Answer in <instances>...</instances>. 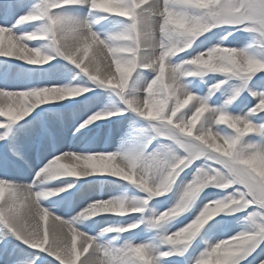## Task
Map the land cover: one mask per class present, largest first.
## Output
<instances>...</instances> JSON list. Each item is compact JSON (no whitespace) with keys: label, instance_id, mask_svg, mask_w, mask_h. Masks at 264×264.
Wrapping results in <instances>:
<instances>
[{"label":"snow or ice","instance_id":"6c2138e0","mask_svg":"<svg viewBox=\"0 0 264 264\" xmlns=\"http://www.w3.org/2000/svg\"><path fill=\"white\" fill-rule=\"evenodd\" d=\"M14 2L24 7L23 0ZM82 9L87 15L79 14ZM109 18L116 22L102 35L94 25ZM35 22L42 24L25 32L0 25V57L34 66L63 58L119 98L115 108L93 113L81 127L131 112L149 122L151 134L115 151L61 152L31 182L0 177V226L56 264H240L249 257L255 264L253 253L264 242V56L252 45L225 41L252 32L264 48V0H33L16 25ZM219 32L224 35L213 42ZM39 39L50 40L52 51L29 46ZM12 72V65L0 64V77ZM209 72L223 78L214 75L204 91L195 81ZM90 90L55 83L0 88V127L22 120L37 105ZM201 158L204 163L193 167ZM185 169L190 178H181ZM93 174L110 175L145 195L90 199L71 218L41 204L74 187L45 189L42 177ZM208 186L225 195L197 205ZM236 212H247V223L229 235L214 218ZM103 214L137 216L97 235L77 226ZM147 229L155 235L138 238Z\"/></svg>","mask_w":264,"mask_h":264},{"label":"rangeland","instance_id":"374dc122","mask_svg":"<svg viewBox=\"0 0 264 264\" xmlns=\"http://www.w3.org/2000/svg\"><path fill=\"white\" fill-rule=\"evenodd\" d=\"M33 3V0H23V5L24 7H19L15 4L14 0H0V16H5L7 23L14 22L16 19V16H18L20 13L25 11L27 7H29ZM81 11V10H79ZM116 21L113 18H109L108 20H100L99 23L100 25H103L108 28V26L112 23H115ZM42 22H35V23H24L23 27L25 28L26 31H31L33 29H37ZM22 25V24H21ZM98 25V24H97ZM20 26V25H19ZM102 30V29H98ZM215 31V30H214ZM223 32H219L216 37L213 38V42L218 40L221 36H223ZM241 40L244 42L245 45H252V51L255 52L257 55L264 56V48H260L259 45L256 43V34L252 32H236L233 34V36L228 37L229 40ZM37 42L36 47L42 48L44 51L51 52L52 51V44L51 41L48 39H39V40H33ZM226 43V42H225ZM184 54L181 53L180 56H183ZM174 60L178 62V58L174 57ZM8 63L13 66V72L12 75L9 77L12 80H15L19 77H22L21 80H30L27 84L26 87H34V86H40L43 81H47L44 79H39L35 80L36 77H46V76H52L55 73H59L60 75H63L65 78L60 77V83L63 82H68L70 84H75L79 86H86L89 87L91 90L89 92L83 93V95L80 97L79 100H77L73 104H69L66 106H63L62 110H65V113L69 115V113L73 111H78V114L85 116L88 112H93V111H104L108 109H113L117 106L119 98L115 95V92H113L111 89L106 88V87H101L98 85H94L89 77H87L86 74L82 73L78 68H76L74 65H71L69 62L65 61L61 57H56L55 60L51 61L48 64L42 65V66H26L23 64H20V60H12L11 58H1L0 57V64ZM216 75L217 78L222 79L223 76L219 74H213V73H206L205 75L201 77L196 78V83L199 84L200 88H202L204 91H207L209 86L214 83L213 76ZM5 77H0L1 79H4ZM48 81H59L57 79L53 80H48ZM233 83H239L237 80H233ZM191 104V102H190ZM190 106V105H189ZM188 107V106H186ZM40 111V110H38ZM36 110L35 113H38ZM183 111V109H182ZM63 113V112H61ZM61 115V114H60ZM111 122H107L103 124V127L109 128L110 126H113V128H118V133L117 136H119L121 133L127 134V140L132 141L137 138H142L146 135L151 134V129L149 122L145 121L142 118H139L136 116V114L128 112L125 113L123 116H112ZM108 119V118H106ZM67 124L65 126H73L75 124V120H72V118H69L67 116ZM24 124H26V121L20 120L18 122H14L11 124L7 125V129L9 131H17L19 132L22 130ZM127 125L126 129L124 132L120 131V129L124 126ZM199 126V122H198ZM49 127V128H48ZM51 127V121L48 120L47 124L42 125L41 130L39 132H35L34 134H30L28 141L32 138L40 140L43 138V136H40L39 134L42 133L43 130H46L47 128L50 129ZM4 129L0 128V137L2 138L4 135ZM122 134V135H124ZM39 135V136H37ZM29 143V142H28ZM23 145V142L21 143ZM19 144L18 147L21 145ZM155 141H153V145L149 146V150H151V147L154 146ZM60 151H55L53 154L54 156L58 155ZM9 157L6 155L5 151L0 154V165L4 166L3 163L4 161H7ZM204 163L203 158L195 162V166L202 165ZM187 174V178H190V170L185 169L184 173H181V178H185ZM2 176V174H0ZM4 176V175H3ZM117 180L113 178H89L87 180L80 181V186L86 187L85 191L92 190L93 188L97 187H110L112 185L118 186L119 182H116ZM58 184H64L68 183V179H59ZM80 190L73 189L71 192H69L66 197L75 203L77 199L81 198L79 192ZM107 191V190H106ZM227 192H232L233 189L232 187H229ZM102 191L99 193H96L95 195H92L90 197L85 198V201H88L93 198H99L103 197L102 196ZM145 195V193H137V189L132 186V189L125 195L131 197L134 195ZM168 195H171L170 193ZM225 195V190H221L219 188H216L214 186H208L206 187L201 193L199 199H197L196 204L197 205H202L203 203L207 202L208 200H216L222 196ZM84 199V198H83ZM81 199V202L83 201ZM163 197H158L154 198V200H162ZM70 200V201H71ZM154 207H159L156 205L154 202ZM248 211H251L249 209ZM262 212H264V209H261ZM191 210H189L188 213H185L184 215H190ZM247 215V212H236L235 214H227V213H221L218 214L217 217H215V220L222 221L223 223V229H227L228 234L230 235L232 231L237 230L239 227L245 226L246 221L244 220V217ZM135 216H120L123 222L121 223H114V224H127L131 222L132 218L136 217ZM114 220L113 216H104L98 220L96 223L97 227L100 226H108L111 224V221ZM117 221V220H115ZM146 227V222L145 225H142L141 228L145 229ZM217 235L220 234V231L218 230ZM114 235H116L114 233ZM155 233L151 229L147 230H142L140 231L139 237L138 238H146V237H151L154 236ZM203 247V243L200 245ZM261 249H264V242L260 244V247L257 249V253L260 252ZM257 253H253V256L256 257L255 259V264H259L260 260H264V254L257 255ZM252 260V257H249L248 260H242L240 261V264H249V262ZM27 261H32L33 264H49L50 261L53 262V264H56L54 261V258L45 253L42 250H36L32 249L29 246L23 244L19 239H17L14 235H11L6 228L3 226H0V264H26ZM178 264H185L183 259H180L178 261Z\"/></svg>","mask_w":264,"mask_h":264},{"label":"bare ground","instance_id":"6f19581e","mask_svg":"<svg viewBox=\"0 0 264 264\" xmlns=\"http://www.w3.org/2000/svg\"><path fill=\"white\" fill-rule=\"evenodd\" d=\"M80 15H87V9H82L79 11ZM99 15V14H98ZM5 16H0V25H13L15 26L14 30L17 32H25V28L23 27V24L20 26L16 25V19L14 22L7 23ZM98 24V25H97ZM94 25V28L99 31L102 35H104L109 29L103 25H100V23H97ZM102 30H98V29ZM34 30V29H33ZM226 43H234L239 46H244V42L241 40H227ZM29 46L36 47L37 42L35 41H28ZM91 55V53H90ZM4 58V57H1ZM5 59V58H4ZM20 64L30 66V64H27L23 61H20ZM114 71V66H113ZM60 77L63 79V75H60V72L55 73L52 76H46V77H36L35 80L44 79L47 81H43L41 85L48 84V83H55L59 85H68V86H79L75 84H70L68 82L60 83ZM22 77H19L15 80H12L9 77H6L4 79L0 80V88L9 87V88H27L26 84L31 81L30 80H21ZM57 79L59 81H48ZM40 85V86H41ZM83 95V94H82ZM79 96L75 97H66L63 100L60 101H50L46 102L44 104H40L35 106L32 111L29 113L28 116L24 117L22 119L23 121H26V124H24L22 130L19 132L17 131H9L7 129V125L5 127H0L4 129L3 137H0V154L5 151L6 155L9 157L7 161H4L3 165H0V174L2 176L8 179H17L19 182L26 183L31 182L33 180V177L35 176L36 172L44 167L48 162H50L55 156V151L66 152V151H75V152H83V151H89V150H96L100 151L103 150L105 147H107L108 150L115 151L117 148H120L122 146H125L126 144L131 146L132 141H128L127 137L122 140V134L119 136L118 128H113V126H110L109 128H104L103 124L107 122H111L112 118L108 119H100L97 121H94L90 124L85 125L84 127H81V124L83 121L88 119L89 116H91L95 111L88 112L85 114V116H82L78 114V111H73L67 115L65 113V110H62L63 106L71 105L75 103L77 100L80 99ZM38 111V113H35V111ZM63 112V113H61ZM98 112V110L96 111ZM61 114V115H60ZM67 116L69 118H72V120H75V124L73 126H65L68 122ZM4 118L0 117V120H3ZM48 120L51 121V127L50 129L43 130L40 136H43L40 140L34 138L30 139L28 141L29 135L34 134L35 132H39L41 130L42 125L47 124ZM127 125H124L120 131L124 132ZM37 135V136H39ZM23 142V145L21 144ZM29 142V143H28ZM21 144L19 147L18 145ZM67 163L68 161H64ZM4 175V176H3ZM68 179V183L64 184H74V187L69 189L66 192L58 193L57 195H53L51 197L45 198L41 200V204L49 208L53 213L57 215L64 216L66 218L75 217L78 212H80L81 208L85 206L87 201H85L87 197H90L92 195H95L96 193H99L102 191V196L99 198H93V199H107L109 196H120L127 194L131 189L132 186L127 184V182L119 181L118 186L112 185L110 187H97L93 188L92 190H86V187L80 186V181L87 180L89 178H113L117 180V178H114L107 174H93L88 177H82V178H73V177H58L55 179H47L42 177L40 186L48 189V188H55L64 184H58L59 179ZM73 189L80 190L81 192L80 196L81 198L77 199V201L74 203L71 199V201L66 197V195L71 192ZM107 190V191H106ZM84 198V199H83ZM81 199L83 201L81 202ZM135 216V214H132V216ZM104 216H113V219L111 221V224H114L116 222L121 223L123 222L120 217V215H109V214H103V215H97L92 218H83L78 222V227L85 232H88L92 235H97L101 232V230L107 226H100L97 227L96 223L98 220ZM117 220V221H115ZM52 218L49 217L47 224L51 225ZM45 226V222L41 221V228ZM114 233H109L108 236H113ZM80 241H78L79 246Z\"/></svg>","mask_w":264,"mask_h":264}]
</instances>
